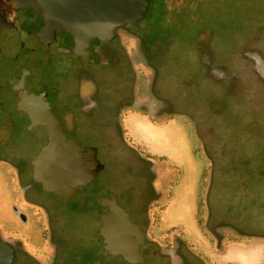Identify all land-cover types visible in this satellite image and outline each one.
Segmentation results:
<instances>
[{"label":"rangeland","instance_id":"374dc122","mask_svg":"<svg viewBox=\"0 0 264 264\" xmlns=\"http://www.w3.org/2000/svg\"><path fill=\"white\" fill-rule=\"evenodd\" d=\"M175 1L177 12L180 4ZM174 21L173 26L164 27L162 31L169 34L172 45L169 55L162 59L159 73L148 69L145 61L141 62L145 59L137 57L131 45L126 46L128 55L140 70L142 88L136 90V95L149 97L139 102L150 103L154 98V109L160 105L164 117L153 119L144 111L137 113L128 109L121 116L122 127L116 130L106 125L104 141L96 149L107 172L90 190L96 191L101 201L110 193L117 196L119 193L120 202L139 225L140 216L134 209L144 202L140 201L141 191L145 197L153 188L162 189V173L165 165H170L179 172L172 178V181H179L174 190V198L178 200L166 212L163 196L158 202L155 199L159 196H148L144 213L149 218L146 225L149 236L165 247L169 242L174 244L178 233L183 237V245L175 241L179 248L183 246L196 257L200 254L210 264H246L229 257L231 251L238 252L242 248L229 243L218 247L208 237L211 257L206 256L200 245L194 243L195 238L188 234L195 228L190 222L193 215H189L186 205L191 200L196 205L201 202L203 187L207 186L216 222L242 228L250 234H264V174L261 175V171L264 173V155L261 154L264 147L260 143L264 132L254 121L256 115L250 111L254 107V111L260 110L261 105L253 100L258 90L264 93V81L256 79L253 72L254 60L264 61V0H189ZM249 48H259L261 52ZM129 56L124 58L129 60ZM259 70L264 74V67L259 66ZM57 71L49 70L44 75L50 79ZM103 82L109 87L113 83L112 75L107 73ZM149 90L151 94L147 95ZM2 96L7 97V93ZM86 106L87 102L81 99L74 109L59 114L65 131L69 135L77 133L83 144H86L84 140L94 141L85 134L92 127L82 120ZM6 139L11 140L17 154L32 157L39 154L46 142L44 131L39 129L1 132L0 141ZM189 187L190 194L186 192ZM171 201L167 205L172 204ZM151 202L154 205L149 206ZM201 210H197V219L202 232L207 234ZM164 215L169 224L163 222ZM179 217L184 225L174 232L169 225L176 226ZM101 225L102 221L98 227ZM184 232L187 233L184 235ZM213 250H229L227 258L232 262L221 261ZM244 251L257 253L259 258L253 264L258 260L264 262L260 247L244 248ZM143 257L146 264L166 262L160 254Z\"/></svg>","mask_w":264,"mask_h":264},{"label":"flooded vegetation","instance_id":"af4514ba","mask_svg":"<svg viewBox=\"0 0 264 264\" xmlns=\"http://www.w3.org/2000/svg\"><path fill=\"white\" fill-rule=\"evenodd\" d=\"M187 1L189 0H178L180 7L176 12L175 0H152L150 16L140 22L138 28L117 29L115 40L101 48L107 60L103 63L98 55L84 57L76 54L68 41H51L45 35V23L35 9L19 8L13 0H0V133L15 129L28 130V117L18 106L25 90L37 95L46 94L53 114L60 121L67 138L79 140L80 143L77 133L75 136L65 131L59 114L74 109L78 100L86 101L84 111H79H83L80 112L83 123L88 127L92 126L85 134L91 136L94 141L84 140L86 144L81 143L87 148L96 149L100 146L104 141L103 132H106V125L110 124L109 126L115 127L116 130L122 127L121 116L125 110L137 113L144 111L145 115L160 120L164 114L160 111V105L154 109V98L150 103L139 102L149 97L136 95V90L142 88L139 83L140 70L137 62L128 55L126 46L131 45L136 50L137 57L145 59L141 62L145 61L148 69L159 73L162 59L169 55L172 45L169 34L162 33L163 28L174 25L175 15H178ZM249 50L261 52L259 48ZM125 56L130 59H125ZM254 61V75L256 74V79L264 81V74L261 75L259 70V66L264 67V61ZM49 70L58 71L49 79L44 75ZM107 73L111 74L113 79L109 87H105L103 82ZM23 79L25 90L19 87ZM260 92L257 91L253 100L261 105L260 110L257 108L254 111V107L250 111L252 115H256H253L254 121L261 132H264V93ZM3 93H7V97H3ZM149 94L150 90L147 92V95ZM76 130L78 132V129ZM263 141L264 136L260 141L264 147ZM261 154L264 155V148L261 149ZM29 155L17 154L11 146V140L0 141V241L13 247L14 264H132L107 255L102 247L103 239L98 226L106 209L99 194L90 189H82L73 198L67 199L45 191L34 179L32 162L36 156ZM213 166L216 167L215 164H212ZM178 173L166 164L162 173L164 187L159 190L153 188L145 197L141 191L140 201L144 202L134 209L140 216L139 227L145 234L141 254L148 257H158L160 254L166 261L164 264H210L200 254L196 257L190 251H185L183 246L179 248L178 243L183 245V237L178 233L174 237L178 243L174 240L173 245L169 242L170 245L165 247L160 246V243L148 234L149 218L144 213L148 204L145 202L156 195L159 196L155 199L158 202L163 196L167 212L178 200L174 198V190L179 181H172ZM153 174L156 175L155 172ZM262 174L264 173L261 171ZM167 179L170 181L167 182ZM186 192L190 194L192 189L189 187ZM209 195L207 186L203 187L201 202L196 205L195 201L191 200L186 205L189 215H193L190 222L195 228L193 233L188 234L195 238L194 243L200 245L206 256L211 257L208 238L218 247L227 243L247 248L264 245V234H250L242 228L235 229L233 225L216 222ZM172 198L174 200L171 201ZM169 201L172 204L167 205ZM152 202L149 206L154 205ZM199 208L202 209L201 219L207 234L202 232L197 219ZM180 218L176 226L169 225L170 230L176 232L179 226L184 225ZM162 220L169 224L165 215ZM186 233L184 232V235ZM213 252L220 256L227 250Z\"/></svg>","mask_w":264,"mask_h":264},{"label":"water","instance_id":"95a60500","mask_svg":"<svg viewBox=\"0 0 264 264\" xmlns=\"http://www.w3.org/2000/svg\"><path fill=\"white\" fill-rule=\"evenodd\" d=\"M19 8H33L45 23L51 41H68L76 54L98 55L107 62L101 48L113 42L121 27L138 28L151 12L152 0H13ZM23 79L19 87H24ZM19 109L29 122L28 131L42 130L46 142L33 159L34 179L49 193L71 199L82 189L98 185L107 172L95 148L68 139L53 114L46 94L24 91ZM94 189V188H93ZM100 235L107 254L132 264H146L141 255L145 234L115 193L102 201ZM13 247L0 241V264H14Z\"/></svg>","mask_w":264,"mask_h":264},{"label":"bare ground","instance_id":"6f19581e","mask_svg":"<svg viewBox=\"0 0 264 264\" xmlns=\"http://www.w3.org/2000/svg\"><path fill=\"white\" fill-rule=\"evenodd\" d=\"M229 257L232 259H237L240 261H244L246 264H253L256 262V258H259L257 253L252 252H234L231 251L229 253Z\"/></svg>","mask_w":264,"mask_h":264},{"label":"crops","instance_id":"0c3cea01","mask_svg":"<svg viewBox=\"0 0 264 264\" xmlns=\"http://www.w3.org/2000/svg\"><path fill=\"white\" fill-rule=\"evenodd\" d=\"M192 206H193V205H192ZM237 247L242 248V249H240V250L238 249V252H245V251H244V248H247V247H245V246H241V245H237ZM257 247H260L261 250L264 252V245H257ZM250 248H253V247H250ZM229 250H230V249H229ZM229 250H227L226 253L220 255L221 258H222V259H220L221 261H223V262H225V263L232 262L231 260H229V259L227 258V254H228ZM262 261H263V260H261V263H259V260H258V262H257L256 264H264V262H262Z\"/></svg>","mask_w":264,"mask_h":264}]
</instances>
